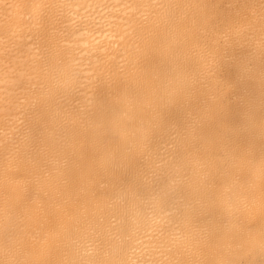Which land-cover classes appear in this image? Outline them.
<instances>
[{
	"label": "bare ground",
	"instance_id": "obj_1",
	"mask_svg": "<svg viewBox=\"0 0 264 264\" xmlns=\"http://www.w3.org/2000/svg\"><path fill=\"white\" fill-rule=\"evenodd\" d=\"M0 264H264V0H0Z\"/></svg>",
	"mask_w": 264,
	"mask_h": 264
}]
</instances>
